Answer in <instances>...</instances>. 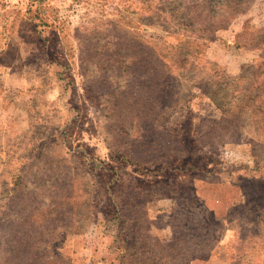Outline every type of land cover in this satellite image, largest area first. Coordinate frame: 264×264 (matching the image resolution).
Masks as SVG:
<instances>
[{
    "label": "rangeland",
    "instance_id": "obj_1",
    "mask_svg": "<svg viewBox=\"0 0 264 264\" xmlns=\"http://www.w3.org/2000/svg\"><path fill=\"white\" fill-rule=\"evenodd\" d=\"M244 1L226 29L206 34L213 41L189 43V65L173 68L181 98L157 122L167 135L186 132L178 138L185 145L206 132L192 156L196 166L205 167V156L210 163L175 176L163 171L154 179L135 165L118 166L116 197L124 200L119 222H126L127 234L122 239L135 244L129 261L141 264L151 255L147 235L163 242L184 235L193 246L210 231L209 240L217 241L212 250L192 254L187 264H264V95L248 101L264 91V0ZM185 6L206 17V24L212 14L219 16L217 0H0V264H21L22 255L47 251L67 264L113 262L101 240L114 232L106 225L105 187L97 184L106 175L91 167L115 165L105 126L110 91L124 83L120 68L143 55L139 45L137 54L130 51L139 35L157 51L162 41L167 52L185 37L198 41L201 29L185 27L192 16ZM257 33L260 38L252 36ZM244 100L245 115L238 109ZM225 110L230 124L223 121ZM76 111L67 147L59 129ZM183 118L191 126L175 128ZM180 150L171 140L154 155L176 167L185 160ZM83 157L90 167L81 164ZM168 183L174 187L161 192L166 196H152V184L161 189ZM134 189L143 194L140 203L127 200ZM194 198L218 227L204 228L211 219L192 205ZM26 225L35 229L33 236ZM29 238L38 242L37 251L25 247Z\"/></svg>",
    "mask_w": 264,
    "mask_h": 264
},
{
    "label": "trees",
    "instance_id": "obj_2",
    "mask_svg": "<svg viewBox=\"0 0 264 264\" xmlns=\"http://www.w3.org/2000/svg\"><path fill=\"white\" fill-rule=\"evenodd\" d=\"M217 3L219 4L217 8L220 10L218 13L219 16L212 14V16L208 18L212 23L207 24L203 23L207 19L206 17H203L202 15L196 16L194 11H190L189 8L185 6L184 10H188L192 14L190 17L191 20L187 21L185 27L197 26L201 29L197 30L201 34L197 37L198 41H195L194 37H185L182 42L178 43L179 45H177L175 50L172 52L165 51L163 41L161 43L158 42L157 51L153 43L143 39V37L139 35L136 38V43L134 41L135 46L132 45L130 51L133 54L132 50L136 49V47L139 45L142 46L141 50L143 51V55H141V57L131 66H128L125 69L120 68L125 79L124 83L122 84V87L116 86L115 89L110 91L111 101L105 113L107 118L105 126L106 138L108 141L107 146L110 153L112 154L109 160L114 162L115 165H112L108 162H95L91 166L93 169L100 172L101 175H106L105 179H103L104 181L101 180L97 184L100 186V188L103 187L102 185L105 187L104 191L106 193L104 194V198L108 201V206L106 207L105 211L107 214L106 225L108 227L109 224H111L110 227L114 229L113 233L104 234L101 236L102 243H108L107 247L112 251L110 254L114 256L113 262L110 264H128L131 262H133V264H139V261H135V259L132 260V257L131 261H129L128 257L133 251L135 253V244H131L126 238L122 239V237H126L127 234L124 232V225L126 222H119V220L124 216L122 214L123 206L121 205L124 200L120 197L122 195H120L118 198L116 197V194H118V187L116 186L119 181V173L121 171V168L118 166L121 164L135 165L137 170L144 171L143 175H149L151 179H154L157 178L158 175H160V173L163 171L165 175L175 176L181 172L200 171L206 167V164L210 163V156H205V167H203L201 164L200 166H196V156H192L194 151L198 150V148L195 147H198L203 143V138L206 135V132L203 133V135H200L191 144L189 143L185 145V142H180L178 138L180 136H184L186 132L180 133L173 129L171 133H174V135H167V133L161 132L159 130L160 125H157V122L159 123V121H162L160 113L167 108L171 110L173 104L177 103L181 98L180 94L182 91L180 79L177 75L178 71L177 69L174 70L173 68L180 69L189 65V60L192 57L189 55V43H196L204 46L201 41H213L212 39L214 37L209 38L206 34L215 35V32L226 29L230 22L237 15L241 14L245 5L248 4V2L244 0H217ZM252 36L260 38L258 33L255 35L252 34ZM238 37H241V34L236 33L235 38ZM138 52L139 51L136 49V53L134 54H137ZM194 53L196 54L197 51ZM175 59L182 63V65L179 67H174L173 62ZM223 79H228V77H223ZM246 92L249 91H245V93L242 94L243 99L248 95ZM262 95H264V91H260L252 99L248 97V101L253 102L258 98V96ZM248 101L244 100L243 103L238 107V109L242 111L243 115H245L243 111L246 108ZM187 110L188 109L185 111ZM259 112L261 113V109ZM186 114L188 113L186 112ZM183 115L178 116L181 118ZM78 116H80V113L76 111L75 116L59 129V132L64 138V142L66 143L67 147H69L67 142L71 141L72 132L77 126V120L79 118ZM224 116L227 117H225L223 121L227 124H230L231 122H228L229 119H231L230 111L225 110ZM184 119L185 118H183V121H176L173 126H175V128H177L176 126L180 128L184 122L188 123L185 124V126H191V119ZM212 127L213 126H211V128ZM132 129L134 130L132 131ZM171 140L177 141L178 147L181 149L180 152L184 153L180 158H184L185 160L176 167L172 163H169L168 160L166 161L164 158L159 159L156 155H154L158 149H161L165 145L171 144ZM207 147L212 148L210 146ZM187 151H189V153H187ZM81 164L90 167V163L85 157L81 159ZM174 164H177V162H174ZM256 167L257 166L255 164V168ZM148 180L150 181V179ZM170 185L173 184L168 183V187L166 184L163 186L160 185L162 187L160 189L159 187H156L157 185L152 184V196H166L167 194H163L161 192L163 190H168L169 192L170 189L174 187ZM134 191L136 193L134 195L130 193L129 199L127 200L134 201L137 199L138 203H140V201H142L143 194L138 193L136 189H134ZM118 199H120V202L117 203ZM63 202L64 201H62V203ZM110 203L111 205L113 204L112 207L109 206ZM192 205L197 207L201 206H198V201L196 198L192 200ZM201 208L203 213L202 216L207 218L210 217L211 219L210 223H206L204 227L205 229L208 228L210 230L211 225L213 226L217 224L215 220L216 218L204 206H201ZM31 216H33V214ZM25 227L28 230L29 225H26ZM57 229L59 231L62 229V227L58 226ZM34 231L35 229H29L27 231V236H33V233L31 232ZM204 234H206V236L208 235L209 238L205 236L203 240L194 243L193 246L187 245L188 242L183 241V239H185L184 235H179V237L174 236L166 242L147 235L145 240L151 245L152 249L150 251L153 252L150 256L145 257L142 263L187 264V262L191 260L192 254L198 253L200 251L210 252L213 248V243L217 242L216 240L215 242H211L209 240L212 238V236H210V231ZM204 234L200 235L199 237H203ZM107 238H110L111 240L107 241ZM31 240L32 239L29 238L28 242L25 244V247H27V244H29L31 248H35L37 251L38 242L34 241L33 243H30ZM48 245V243L46 245L42 244L44 248H47ZM25 247L23 249H26ZM38 255L35 254V252L29 255H22L20 263L31 264L34 259H37V261H40L43 264H50L49 261L60 259L59 264H67L65 260L57 255H53L54 257H52L49 251H47V253L43 254L41 257ZM37 261H34L35 264H39Z\"/></svg>",
    "mask_w": 264,
    "mask_h": 264
}]
</instances>
